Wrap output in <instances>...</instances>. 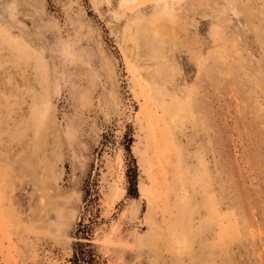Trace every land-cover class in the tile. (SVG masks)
I'll return each mask as SVG.
<instances>
[{
    "label": "rangeland",
    "instance_id": "obj_1",
    "mask_svg": "<svg viewBox=\"0 0 264 264\" xmlns=\"http://www.w3.org/2000/svg\"><path fill=\"white\" fill-rule=\"evenodd\" d=\"M81 245L264 264V0H0V264Z\"/></svg>",
    "mask_w": 264,
    "mask_h": 264
},
{
    "label": "trees",
    "instance_id": "obj_2",
    "mask_svg": "<svg viewBox=\"0 0 264 264\" xmlns=\"http://www.w3.org/2000/svg\"><path fill=\"white\" fill-rule=\"evenodd\" d=\"M129 182L131 185V189L128 192V195L136 196V179L135 173L131 177H129ZM84 233V232H82ZM89 245H81L79 252L73 256L71 259L72 264H96L95 256L92 251H88L83 247H87Z\"/></svg>",
    "mask_w": 264,
    "mask_h": 264
},
{
    "label": "bare ground",
    "instance_id": "obj_3",
    "mask_svg": "<svg viewBox=\"0 0 264 264\" xmlns=\"http://www.w3.org/2000/svg\"><path fill=\"white\" fill-rule=\"evenodd\" d=\"M132 1H136L137 3H148V2H156V0H132ZM131 5V4H130ZM134 5V4H133ZM138 5V4H137ZM143 5V4H142ZM139 6V5H138ZM131 7V6H130ZM136 7V6H135ZM142 9V8H141ZM168 10H166V12H167ZM167 13H169V11L167 12ZM167 25V24H166ZM157 26V25H156ZM161 28H162V26H161ZM163 29V28H162Z\"/></svg>",
    "mask_w": 264,
    "mask_h": 264
}]
</instances>
